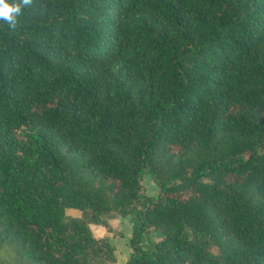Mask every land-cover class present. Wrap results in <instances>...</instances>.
I'll use <instances>...</instances> for the list:
<instances>
[{"label": "trees", "instance_id": "trees-1", "mask_svg": "<svg viewBox=\"0 0 264 264\" xmlns=\"http://www.w3.org/2000/svg\"><path fill=\"white\" fill-rule=\"evenodd\" d=\"M67 207L130 214L124 264H264V0H32L0 20V264L110 262Z\"/></svg>", "mask_w": 264, "mask_h": 264}, {"label": "rangeland", "instance_id": "rangeland-1", "mask_svg": "<svg viewBox=\"0 0 264 264\" xmlns=\"http://www.w3.org/2000/svg\"><path fill=\"white\" fill-rule=\"evenodd\" d=\"M142 190L146 193H154L155 185L151 182L150 176L145 174L140 178ZM74 217L82 221L91 234L95 237H104L113 247V259L106 264H124L130 248L128 237L131 229V215H119L115 211H108L101 215L99 222L92 221L88 215L72 207L65 209V217ZM155 239L154 232H144L141 234L143 243H150Z\"/></svg>", "mask_w": 264, "mask_h": 264}, {"label": "clouds", "instance_id": "clouds-1", "mask_svg": "<svg viewBox=\"0 0 264 264\" xmlns=\"http://www.w3.org/2000/svg\"><path fill=\"white\" fill-rule=\"evenodd\" d=\"M31 2L32 0H0V20L7 22L14 29L22 7L30 5Z\"/></svg>", "mask_w": 264, "mask_h": 264}]
</instances>
